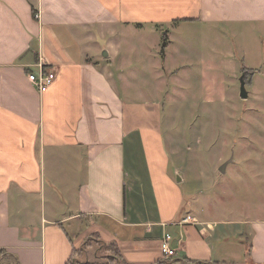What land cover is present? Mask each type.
Listing matches in <instances>:
<instances>
[{
  "label": "crops",
  "instance_id": "0c3cea01",
  "mask_svg": "<svg viewBox=\"0 0 264 264\" xmlns=\"http://www.w3.org/2000/svg\"><path fill=\"white\" fill-rule=\"evenodd\" d=\"M184 20L264 35V0H0V264H66L74 251L76 264H264V217L201 216L171 167L160 100L129 87L132 57L157 52L129 51V32H165L166 49ZM254 48L253 79L264 36ZM42 65L56 76L39 91L27 74Z\"/></svg>",
  "mask_w": 264,
  "mask_h": 264
},
{
  "label": "rangeland",
  "instance_id": "374dc122",
  "mask_svg": "<svg viewBox=\"0 0 264 264\" xmlns=\"http://www.w3.org/2000/svg\"><path fill=\"white\" fill-rule=\"evenodd\" d=\"M254 27L221 24L207 30L179 22L165 49V64L176 68L172 71L163 70L158 35L148 30L128 35L130 48L139 44L129 51H157L155 57L135 53L132 59L138 62L125 74L132 92L138 87L144 100H160V134L171 167L183 178L185 200L193 202L201 216L264 217V65L255 79L254 69L244 67L256 66L261 57L254 44L264 35ZM197 51L204 52L208 67L200 64ZM225 56L230 61L223 63ZM241 77L246 98L239 95ZM134 150L140 161L137 145ZM228 159L222 172L218 167ZM185 200L183 206L190 210ZM110 248L113 252L107 248L101 252L117 253L113 245Z\"/></svg>",
  "mask_w": 264,
  "mask_h": 264
},
{
  "label": "built area",
  "instance_id": "2783aa9c",
  "mask_svg": "<svg viewBox=\"0 0 264 264\" xmlns=\"http://www.w3.org/2000/svg\"><path fill=\"white\" fill-rule=\"evenodd\" d=\"M37 16V14H35ZM55 71L52 69L44 68L40 66L36 71H30L27 74L28 80L31 81L39 91H43L48 87L55 79ZM172 235L169 232H165L160 239L159 249L164 257H172L176 254V250L171 246Z\"/></svg>",
  "mask_w": 264,
  "mask_h": 264
},
{
  "label": "trees",
  "instance_id": "16d2710c",
  "mask_svg": "<svg viewBox=\"0 0 264 264\" xmlns=\"http://www.w3.org/2000/svg\"><path fill=\"white\" fill-rule=\"evenodd\" d=\"M161 53H162V56H164V50H165V47H166V44H167V41H168V39H167V36H166V34H165V32L162 34V39H161ZM74 254H75V251H74ZM74 254H72V256L68 259V261L66 262V264H76L74 261L75 260H73V255ZM117 254V253H116ZM115 253L113 254V255H116ZM183 262H185V263H188V264H192V263H194V261L193 260H190V259H188V258H185L184 260H183Z\"/></svg>",
  "mask_w": 264,
  "mask_h": 264
},
{
  "label": "water",
  "instance_id": "95a60500",
  "mask_svg": "<svg viewBox=\"0 0 264 264\" xmlns=\"http://www.w3.org/2000/svg\"><path fill=\"white\" fill-rule=\"evenodd\" d=\"M240 97L242 98H246L248 96V91L245 89V81L243 79V77H241V87H240V93H239ZM231 159H228L226 161H224L219 167L218 169L221 170L222 172H225L226 170V165L227 163L230 161ZM179 179V178H178Z\"/></svg>",
  "mask_w": 264,
  "mask_h": 264
}]
</instances>
